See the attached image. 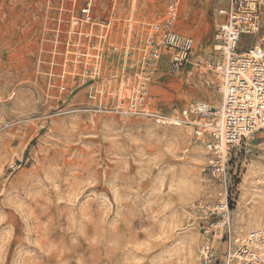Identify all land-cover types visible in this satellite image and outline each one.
Wrapping results in <instances>:
<instances>
[{"label":"rangeland","instance_id":"obj_1","mask_svg":"<svg viewBox=\"0 0 264 264\" xmlns=\"http://www.w3.org/2000/svg\"><path fill=\"white\" fill-rule=\"evenodd\" d=\"M88 1L71 11L70 0H0V264H200L211 218L198 204L219 187L191 129L168 116L201 100L218 106L206 63L228 0L181 1L175 30L193 41L190 64L177 72L163 53L149 106L136 111L130 91L166 0H92L90 45H104L64 57L70 18ZM252 135L232 163L234 232L264 220V130Z\"/></svg>","mask_w":264,"mask_h":264},{"label":"built area","instance_id":"obj_2","mask_svg":"<svg viewBox=\"0 0 264 264\" xmlns=\"http://www.w3.org/2000/svg\"><path fill=\"white\" fill-rule=\"evenodd\" d=\"M181 1L166 0L161 21L151 27L144 44L148 56L138 72L141 87L130 91L136 100L131 98L127 103L129 111L149 106L147 85L155 75V63L163 52L169 54L171 66L177 72L190 64L193 41L175 30ZM70 2L71 11H74L76 0ZM90 8L89 0L79 11L81 18H70L64 57L84 58L91 55L90 48L95 51L92 57L100 53L98 47L104 45L102 39L96 45H90ZM263 13L264 0H228L226 7L217 11L219 22L213 35L216 60L208 64L214 73V89L219 95V104L212 106L198 101L173 110L171 114L172 119L185 123L191 129L196 142L207 152L212 178L219 187L214 202L198 204L203 214L211 218L210 224L204 227V234L209 236L198 249L200 264H264V228L237 235L228 222L236 194L237 168L232 169V163L239 152L237 148L248 136L264 130V48L254 44L240 46L242 37H259L264 42ZM83 24L90 27L82 32ZM74 35L82 36L84 44L80 41L73 43ZM240 47L247 50L241 51ZM95 72L97 69L93 68L89 77L95 76Z\"/></svg>","mask_w":264,"mask_h":264},{"label":"bare ground","instance_id":"obj_3","mask_svg":"<svg viewBox=\"0 0 264 264\" xmlns=\"http://www.w3.org/2000/svg\"><path fill=\"white\" fill-rule=\"evenodd\" d=\"M136 2V0H132V3L134 4ZM91 3H92V0H90V6H91ZM131 3V4H132ZM132 7V6H131ZM91 24V23H90ZM255 39V38H254ZM260 42L261 43H263V41H261L260 40V38L259 37H257L256 39H255V41H254V45L255 46H261L260 45ZM145 43H146V41H145ZM163 53H165V52H163ZM163 57H168L167 55H164ZM163 57H161V59H159L156 63H155V67L157 66V65H159V63L161 62V60H162V58ZM208 63H210V62H208ZM208 63H206L207 65V68H209V64ZM200 68H202V67H200ZM207 71V70H206ZM208 72V71H207ZM213 72V71H212ZM209 76V75H208ZM213 76H214V73H213ZM141 83H142V81H141V79H137L136 80V84H135V88L132 90V91H137L140 87H141ZM212 84H213V86H214V81L212 80ZM147 86H149V85H147ZM204 88V87H203ZM206 89V88H205ZM123 90H124V84H120L119 86H118V89H117V92H118V95H119V97H122V94H123ZM204 92V91H203ZM207 92V91H206ZM205 92V93H206ZM216 92V91H215ZM208 93V92H207ZM217 93V92H216ZM218 94V93H217ZM207 95V94H206ZM216 96V95H215ZM219 96V95H218ZM132 98V100H136L135 99V95H133V96H130V98H129V100ZM209 99L212 101V100H214L212 97H209ZM202 101V100H201ZM210 101V102H211ZM217 101H218V98H217ZM198 102V101H197ZM206 102V101H205ZM215 102H216V100H215ZM130 103V102H129ZM168 119H169V122H170V124H173V125H176V126H178V127H181V125H182V123H180V122H178V121H176V120H174V119H172L171 118V115L170 116H168ZM188 127V126H187ZM252 139H253V135H250V136H248V140H247V142L248 143H250V140L252 141ZM241 189H243V188H241ZM242 193H244V191H242ZM262 218H263V216H262ZM228 222L230 223V217L228 218ZM262 228H264V220H262L261 218H259V216H255V217H253L251 220H250V225H249V227L247 228V230H237V229H235V233H241V234H243V233H247V231H251V230H253V229H262Z\"/></svg>","mask_w":264,"mask_h":264}]
</instances>
